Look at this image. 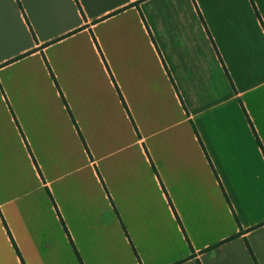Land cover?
Wrapping results in <instances>:
<instances>
[{"label": "crops", "instance_id": "crops-1", "mask_svg": "<svg viewBox=\"0 0 264 264\" xmlns=\"http://www.w3.org/2000/svg\"><path fill=\"white\" fill-rule=\"evenodd\" d=\"M262 180L264 0H0V264H264Z\"/></svg>", "mask_w": 264, "mask_h": 264}, {"label": "snow or ice", "instance_id": "snow-or-ice-1", "mask_svg": "<svg viewBox=\"0 0 264 264\" xmlns=\"http://www.w3.org/2000/svg\"><path fill=\"white\" fill-rule=\"evenodd\" d=\"M236 189H237V194H238L237 207L240 208V207H242V206L245 205V203H246V196L254 195V192L249 191L248 193H245L241 189V187L239 185L236 186ZM260 196H261L262 205H264V180H262V182H261V192H260Z\"/></svg>", "mask_w": 264, "mask_h": 264}]
</instances>
